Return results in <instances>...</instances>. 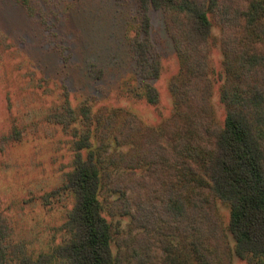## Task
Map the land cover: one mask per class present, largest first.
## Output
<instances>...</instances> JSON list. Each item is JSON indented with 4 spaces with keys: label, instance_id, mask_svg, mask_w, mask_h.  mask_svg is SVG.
Returning a JSON list of instances; mask_svg holds the SVG:
<instances>
[{
    "label": "rangeland",
    "instance_id": "1",
    "mask_svg": "<svg viewBox=\"0 0 264 264\" xmlns=\"http://www.w3.org/2000/svg\"><path fill=\"white\" fill-rule=\"evenodd\" d=\"M145 15L150 59L160 64L159 77L151 81L141 77L131 49L133 39H144ZM211 21L209 68L202 81L209 114H203L221 125L227 72L222 30ZM167 22L161 11L144 14L137 0H0V217L10 233L5 264L24 256L36 260L67 240L63 224L74 196L62 188L82 135L90 136L104 169L118 182L101 193L114 247L137 232L120 211L116 187L131 184L132 195L143 178L180 187L183 166L192 180L199 178L210 141L194 128V116L177 114L171 85L187 82L190 70ZM146 83L158 92L156 106L147 102ZM213 206L220 227L214 263L264 264V258L249 263L234 255L229 209L217 199Z\"/></svg>",
    "mask_w": 264,
    "mask_h": 264
},
{
    "label": "trees",
    "instance_id": "2",
    "mask_svg": "<svg viewBox=\"0 0 264 264\" xmlns=\"http://www.w3.org/2000/svg\"><path fill=\"white\" fill-rule=\"evenodd\" d=\"M137 2L144 14L151 9L164 13L176 51L190 70L189 80L172 83L171 92L177 114L182 116L183 110L188 114L185 117L194 116V128L204 131L210 141L202 172L192 180L183 166L180 187L145 178L137 189L132 188V195L131 184L126 189L116 187L120 211L131 217L137 232H128L114 247L101 193L106 184L117 186L118 182L104 169L90 136L82 135L74 144L73 169L62 188L74 196L63 224L67 240L51 254L36 260L24 256L17 264L54 260L63 264H215L219 256L213 241L218 240L220 227L214 199L229 209L227 231L234 255L249 263L264 258V0ZM212 19L222 30L227 72L220 94L226 107L221 125L211 124L203 114L209 105L202 81L209 68ZM143 28L144 39H133L131 49L141 77L151 81L159 77L160 64L150 59V19L146 15ZM145 87L147 102L156 106L157 90L149 83ZM9 234L0 217V264L7 261L4 243Z\"/></svg>",
    "mask_w": 264,
    "mask_h": 264
}]
</instances>
